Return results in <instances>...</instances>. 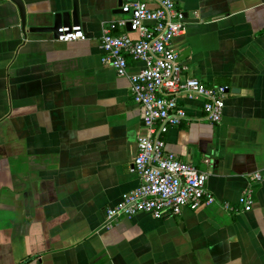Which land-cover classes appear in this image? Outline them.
Wrapping results in <instances>:
<instances>
[{"label":"crops","instance_id":"obj_1","mask_svg":"<svg viewBox=\"0 0 264 264\" xmlns=\"http://www.w3.org/2000/svg\"><path fill=\"white\" fill-rule=\"evenodd\" d=\"M132 1L78 0L84 39L62 43L29 30L73 0H0V264H264V177L250 180L264 173V0H172L185 16L172 42L184 75L228 93L219 124L201 100L180 99L186 120L165 149L208 173L215 202L104 228L140 185L142 111L100 61L102 30Z\"/></svg>","mask_w":264,"mask_h":264},{"label":"built area","instance_id":"obj_2","mask_svg":"<svg viewBox=\"0 0 264 264\" xmlns=\"http://www.w3.org/2000/svg\"><path fill=\"white\" fill-rule=\"evenodd\" d=\"M121 10L124 17L102 30L100 61L118 77L128 80L131 98L142 111L143 132L137 137V154L131 169L140 185L123 194L115 207L106 210L105 229L141 213L159 220L167 215L179 216L184 209L195 211L215 202L206 190L208 173L167 152L164 136L186 120L180 99L201 100L205 120L219 124L228 93L224 86H207L184 75L187 68L178 63L172 42L185 32V16L172 0H134L123 4ZM116 30L123 33L114 34ZM59 33L57 42L84 39L79 26L63 27ZM128 58L141 67L131 71ZM263 177L264 173L257 172L250 180L258 183ZM237 205L244 212L252 209L251 190L238 199ZM223 207L233 210L229 204Z\"/></svg>","mask_w":264,"mask_h":264},{"label":"water","instance_id":"obj_3","mask_svg":"<svg viewBox=\"0 0 264 264\" xmlns=\"http://www.w3.org/2000/svg\"><path fill=\"white\" fill-rule=\"evenodd\" d=\"M120 13H122L121 9H120ZM74 25H80V10H79L78 0H73L71 11H65L55 14L53 16V21L51 26L32 27L30 28L29 32L51 34L53 38L57 40L60 35L59 30L61 28L63 27L71 28Z\"/></svg>","mask_w":264,"mask_h":264}]
</instances>
